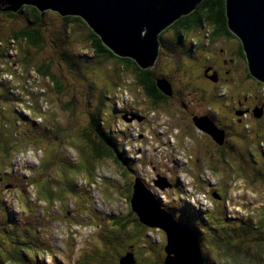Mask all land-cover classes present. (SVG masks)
<instances>
[{
	"label": "rangeland",
	"instance_id": "1",
	"mask_svg": "<svg viewBox=\"0 0 264 264\" xmlns=\"http://www.w3.org/2000/svg\"><path fill=\"white\" fill-rule=\"evenodd\" d=\"M27 14L26 11L19 12L16 18L0 15V38H7L12 31L29 26ZM43 14L45 15L42 17L40 27L45 41L44 46L30 47L21 42L17 45V62L22 69L32 63L50 64L51 71L59 78L62 91L64 88L65 91L59 93L54 90L49 80L38 76L29 66V72H23L27 76L25 88L28 89V96L23 95L25 101L23 105L21 102L13 104L31 121L26 120L24 124L21 122L22 117L13 111V115H9V118L14 120V127L10 129L5 125L1 130L0 137L10 139L12 144H18V147L27 142L25 144L27 148L20 149L15 159H9L11 152L8 153V143L1 141L0 138V168L4 173L10 174L5 176V178L8 176L6 186L3 188L2 184L0 185V227L10 223L7 231L0 233V264H72L80 252L90 246L100 245L105 239V227L101 222L103 216L122 214L126 220L132 218L128 213L127 188L131 179L137 175L138 180L144 182L149 190L158 189L154 180H164L169 185L170 183L178 185L179 189L181 187L185 192H189L190 198L201 206L194 208L193 217H187L183 212H176L174 218L183 225L190 224L191 227L201 229L208 222L206 227L208 238L215 228L220 233L221 229L212 219L211 213L207 214V222L203 220L204 224L199 220V216L201 219L200 214L208 211L213 204V192L208 186L215 189L214 182L219 181L220 177L225 182L230 173L225 170L226 166L222 161L217 159L218 156L212 159L211 155L216 153L207 136L200 134L205 132L195 124L194 119L197 116L192 118L194 132L197 133L192 135L185 131L188 123H191L190 114L201 111L203 100L208 94L203 90L191 89L192 79L189 78L188 73L174 65V62H178L174 58L182 55L174 44L176 39L174 33L167 31L161 39L163 44L173 42L171 46L174 55L172 52L165 53L161 47L153 64L157 76L174 83L173 95L168 103L153 107L143 90L136 84L134 77L129 76L131 73L126 70H124L125 74L122 73L124 71L116 59L96 60L89 41L85 39L90 30L86 24L65 22L54 11H44ZM208 30L203 28L202 32L208 34ZM221 47L218 45V49ZM15 52L14 49L11 51L13 57ZM22 57L29 62H22ZM190 71L194 70L190 69ZM18 72L16 74L20 76ZM4 78H7L12 86V83L19 81L21 77L15 79V76L1 74L0 80ZM118 79L121 80L120 83ZM228 82L232 81L228 80ZM209 90H213V87ZM105 91L112 96L105 102L103 108L104 122L107 123L110 117L108 121L110 126L105 124V128L112 130V123L119 119L113 130L120 137L118 142L121 144V150L115 151L122 153L124 160H130L131 164L128 165L127 162L124 163L125 165L122 164L123 167L128 168L127 173H123L122 168L115 163L111 155L109 159L100 158L102 160L97 167L95 166L96 169L94 167V172L88 164H81L82 167H79L82 170L78 173L66 156L67 154L75 160L76 149L68 144L70 141L65 135L62 137V134L65 127H74L71 130L67 129L66 134L78 129L77 126L83 127L89 116L95 114L93 109L98 97L104 100ZM40 93H42L41 97ZM225 93L223 88L218 89V95L222 96ZM256 94L257 99L262 98L264 101V90L258 88ZM35 96L38 98L37 102L42 103V110L52 116L57 126L63 127L61 133L55 132L56 138L49 131L43 135V140L39 143L34 131L39 128L37 124L40 121L37 119L38 116L36 118L32 116L27 108L34 104L36 98H32ZM72 96L77 101L66 109L65 103L68 99L72 100ZM3 98L2 96L0 103L4 108L7 104L2 102ZM3 108L0 106L1 114ZM37 109L34 104L33 115L39 114L43 117L42 110L39 113ZM262 109L264 110V107H259L261 113ZM133 110L136 112L132 118ZM32 121L37 125L35 128ZM261 134H264V127L261 126L257 129L255 138L253 130L249 132L255 143L261 141ZM58 137L63 138L62 147L57 142ZM48 138H52V143L46 141ZM228 145L232 146L233 152L236 149L235 153L240 158L244 157L235 138H230ZM246 147L248 146L244 145V150ZM62 148L66 154L63 153ZM53 153L63 155L65 159H55ZM245 157L247 160L248 156ZM8 160L9 164L5 163ZM39 160L40 176L34 178L40 183V200L34 193V188L26 187L24 184V178L29 175L27 169L32 165L31 163L38 164ZM226 162L233 164L230 159ZM63 164L66 165L64 169ZM24 166H27L25 171H23ZM205 169L209 170L205 171ZM187 172H190L191 176ZM258 175L264 178L262 166ZM192 177L194 182L191 180ZM229 178L230 186L227 187L224 201V206L228 205L225 209L230 217L233 215L237 217L235 219H243L244 224L250 220L253 226L248 230L242 228L233 232L232 237L226 235L221 247L203 244V241H200V253L204 264H264V182L252 180L249 174L245 175L243 172L231 174ZM190 183L196 186V189L201 188L199 191L203 193H193L194 187ZM166 189H169V186L162 190ZM37 190L38 188L36 192ZM21 192L34 203L29 204ZM154 193L165 205L182 202L179 197L174 198L172 192ZM214 214L217 215L215 212ZM38 217H45L41 221L42 227L36 224V221H40ZM106 222L108 228L113 226L112 220L106 219ZM137 222L127 223L124 227L118 223L113 226L116 229L113 233L117 234V239L108 242L109 258H115L124 253L126 248L132 247L135 263L163 264L164 231L158 226L142 227ZM79 264H83V261Z\"/></svg>",
	"mask_w": 264,
	"mask_h": 264
},
{
	"label": "trees",
	"instance_id": "2",
	"mask_svg": "<svg viewBox=\"0 0 264 264\" xmlns=\"http://www.w3.org/2000/svg\"><path fill=\"white\" fill-rule=\"evenodd\" d=\"M0 7L2 8V10H0V15H2V17L5 16L7 18H16L18 16L19 12H22V11H26L28 13L27 15L29 17L28 18L29 26L22 27L20 29L12 31L7 38H4V39L0 38V75L6 74V75H9L10 77L15 76V79L21 77L19 79V81L18 80L14 81L12 83V86L8 82L7 78L0 80V89H2V91L0 90V92H2L0 94V102H1V97L3 96L4 98L2 99V102L7 104V106L3 108L2 103H0V106L3 108L2 114L0 113V134H1V130L4 128L5 125H7L10 129L14 127V120H11L9 118V115H13V113H12L13 111L22 117L21 122H24V124H26V120H30V119H27V117L24 116L22 113H20V110L18 108H16L13 104L15 102H21L23 105V101H24L23 95L28 96V89L25 88L27 76L24 73H25V71H28L29 66H30V68H32V70H34V72H36V74H38V76H41L42 78L49 80L52 83L54 90L58 91L59 93H60V91L63 93L65 91V88H64V91H62L63 87L61 86V84L59 82V78H57L55 76V74L51 71L50 64H48L46 62L32 63L29 66L25 65L28 67H25V68L23 67V69H22L20 67L19 63L17 62V56H18L17 55L18 54L17 53V48H18L17 45L20 44L21 42H23L24 44H26L27 46H30V47L40 48V47L44 46L45 41H44L43 33L41 32V27H40V24H42L41 23L42 17L45 15V14H43L44 12L41 13V11H39L37 8H35L33 6H28V5H23L17 12H13L11 10V8L8 7V5H1ZM62 19L65 22H67V21L68 22H80V23L85 24L79 17H75V16H65V17H62ZM202 24L211 25L213 32L215 34L218 33L220 35H224V34H227L226 31L231 32V30L228 27V19H227V15H226L225 0H202L196 6V8L193 11H191V13L181 16L180 18L175 20V22H173L163 33H161L160 34V41L162 39V35L165 32L171 31L176 36L174 43H178L181 41V39L184 36L190 34L189 32L195 31ZM88 31H89V33L85 37V39L87 41H89L90 46H91V50L93 52V56L96 58V60H98V59H102V60L116 59L117 62H119V65H120V68L122 69V71L126 70L129 73H131V74H129V76L134 77L136 84L143 90V92L145 93V95L147 97L152 99V101H153L152 106L156 107L157 101L163 100L162 98H164L163 96H165V95L157 87L156 79H158V78H156L154 76L153 69H151V68L150 69H142L135 63L134 60H132L130 58H124V57L116 56L107 47H105L101 38L97 34H95L91 29ZM171 43H173V42H169L167 44H163L161 42V47L165 53L169 54L170 52H172L173 49H172ZM13 49H14V51H16L14 53L15 57H13L11 55V51ZM242 49H243V46L241 47V51H242ZM172 55H174L173 52H172ZM21 60H22V62H29L25 57H22ZM44 63H46V64H44ZM14 72H15V75H14ZM17 72L20 73V76L18 74H16ZM122 73L125 74V71ZM21 74L23 76H21ZM120 82H121V80H119V83ZM261 87H263V85H261ZM120 88H122V87H120ZM42 92L44 93V91H42ZM104 94L105 95L103 96V98L105 101L100 100V97H98L97 104L93 109L95 111V114H91L89 116V119L87 120L86 124L83 127L80 128L79 126H77L78 129L71 132V134H69V133L66 134V131H67V129L68 130L73 129L74 127H72V128L65 127L63 134H62V137L65 135V138H68V140L70 141V143H68V144L70 146H73V148L76 149L75 160H73L69 155L64 153L63 148L61 150L70 159V161H68V162L73 167L76 168V171L78 173L80 172V170H82L81 164H88L91 167L90 168L91 171L94 172L97 165L102 160L100 158L105 157L106 159H109L111 155L113 156L111 158L115 161V163L120 165L123 173H127L128 168L123 167L122 164H124L125 162H127L128 165L131 164L130 160H128V159L124 160V155L122 153H119V151H115V150H121V147H120L121 144L118 142L120 137L118 135H116L114 130H113L115 124H117L116 122L119 119H117L114 124L112 123V125H111V126H113L112 130L109 131L108 129L105 128V124H108V121L110 120V117H109L110 115L108 116L109 120H107V123H105L103 120V116H104V114H103L104 109L103 108H104L105 102L109 101V99H111L112 96L109 95L107 91H105ZM39 95L41 97L42 93H40ZM29 98H30V96H29ZM35 98H36V100H34V104H36V106L38 108L37 112L41 113L42 103L37 102L38 98L36 96L33 97L32 99H35ZM15 100H17V101H15ZM46 101H44V102H46ZM74 101H77V99L74 98L73 96H72V100L68 99L65 103L66 109H68V106H70L72 103H74ZM33 105H31L30 108L29 107H27V108L30 110L31 115L34 116L35 118L38 116L37 119H39V121H40L37 124V125H39V128H37V130L35 129V131H34V132H36V135H37L35 137H37L39 139V140L36 139L38 141V143H39V141L43 140V135L49 131L53 135V137L56 138L57 133H55V132L58 131L61 133L63 127L57 126L58 124H55L53 122L52 116L48 115L47 112H45L43 110H42V114L44 115L43 117L40 116L39 114L33 115V113H32L33 112V110H32ZM31 123L34 126V128L37 126L34 121H32ZM126 127H128V126H126ZM260 137L262 140V144H261V146L259 145V147H260L259 149L263 150V148H264V135L260 136ZM0 138H1V141L5 142L6 144L8 143L7 150H8V153L11 152V154L9 155V159L10 158L15 159L17 157V155H19L20 149H23V147L27 148V145H25L27 142L24 145H21L18 147V144H12L11 140L8 138H5V139H4V137H0ZM62 139H61V137L57 138V142L59 143V145L61 147L63 145L61 143ZM46 141H49V142L51 141V143H52L53 140H52V138H48ZM259 143H261V142L259 141ZM17 148H18V150H17ZM16 152H17V154H16ZM22 155H24V153H22ZM243 155L245 156V153H243ZM53 157L55 159H65V157L63 155L54 154V153H53ZM229 159L232 161L233 160L232 156H230V157L225 156L222 160H229ZM0 160H1V157H0ZM9 162H10L9 160L5 161V163H7V164H9ZM12 163H13V159H12ZM31 164L32 165L29 166V168L27 169L29 171V175H27L26 177L24 176L25 177L24 178V184L26 187L32 186L34 188V190H33L34 193L37 194V196L40 200L41 199L40 193H39V191L41 190L40 189L41 187L39 185L40 183H38V181L34 178L35 176H38V175L40 176V174H38L39 168L41 167L40 160H39L38 164H36V163H31ZM27 166L26 167L24 166L23 171L26 170ZM79 166H81V167H79ZM94 167H95V169H94ZM62 168L63 169L66 168V165L63 164ZM206 170H209V169H205V171ZM211 170L215 171V169H211ZM6 174L7 173H4L3 170L0 168V185L2 184L3 188H4V186H6L5 185L6 179L8 178V176L5 178ZM11 174H12V172H11ZM7 175H10V174H7ZM137 177H138V175H137ZM137 177L135 176L130 181V186L128 188L129 192L127 195L128 201H129L131 194H132V190H133L132 187L134 184V179ZM13 183H14V176H13ZM222 183L224 185L223 186L224 187L223 188V192H224L223 193V200H220V196H219V199H215L214 201L212 200L213 204L210 205V209L207 212V214L211 213V216L213 217L212 219L218 225L219 229H221V232L218 233V230L215 228L212 230V235L210 236V238H208L207 230H206L207 223H208L207 222V214L203 215V218L201 217L202 221L204 220L207 222L205 227L203 229H201L200 227H197L198 228L197 232L201 236V238H200V236H198V234H197L199 239H201L200 241H203V244L216 245L217 247H221V244H223V238L226 237V235H229L230 237H232L231 234L233 232H237V231L241 230L242 228L245 230H248L251 228V226H253V223H251L250 220L245 222V224H244L243 219H235L237 217H230L229 216V214L227 213V211L225 209L226 205L224 206V200H225L224 197L226 195V190H227L228 185L226 184V182H224L223 179H222ZM34 184H35V186H34ZM143 184L145 185L144 182H143ZM201 184H203V182H201ZM11 185H13V184H10V186ZM206 186H208V185H206ZM193 187L195 190L194 193H198L200 188L196 189V186H194V185H193ZM36 188H38L37 192H36ZM23 189H24V186H23ZM173 189H176L175 191H176V193H178V194H176L177 196H179L181 194V191L179 190L178 185L174 184L172 187V190ZM218 193H219V191H218ZM21 194H23V196L25 197V200L29 204L34 203V201L29 199L27 197V195H25L23 192H21ZM30 200L32 202H30ZM218 200H220V201H218ZM21 202H22V197H21ZM24 204H27V203H24ZM170 207H171V205L167 204V205H165L164 209L170 210ZM193 207L194 206L189 205L188 203L179 202L176 205L172 206L171 210L174 212H180V213L183 212L184 214L187 215V217H193V215L190 214L193 211V209H192ZM130 209H129L128 213L130 215H132L131 219H127V220L124 219L122 214L112 215L110 217H107L108 214L103 216L101 218L102 219L101 222H102V225L105 227V231H104V232H106L105 239H103L101 241L100 245L90 246L91 249L87 248V249H84L82 252H80L78 257L75 259V261L72 262V264H79L81 261H83V264H120V259L123 258L124 256H126L127 254H131L132 259H133V264H137L134 261L135 259L133 257V253H132L133 248L132 247L126 248L124 253H122L121 255H118L115 258H109V253H108V242L114 240V238L117 239V234L113 233V231L116 230L115 228H113V226L116 225V223H118L120 226L124 227L127 223H132V222L134 223V221L135 222L138 221L137 224L142 226V224L139 222L138 215ZM214 212L217 213V215L214 214ZM7 214H8V211H7ZM197 214H200V213H197ZM38 218L40 219V221L37 222L36 218H35L36 224L38 226L42 227L43 225L41 224V221L45 217H38ZM106 219L112 220L113 226H109V228H108L106 225V223H107ZM199 220H200V216H199ZM203 224H204V222H203ZM102 225L100 227H102ZM9 226H10V223L8 225L1 226L0 227V233L3 234L4 232H6L7 227H9ZM221 252H224V251H221ZM215 261H216V259H215Z\"/></svg>",
	"mask_w": 264,
	"mask_h": 264
},
{
	"label": "water",
	"instance_id": "3",
	"mask_svg": "<svg viewBox=\"0 0 264 264\" xmlns=\"http://www.w3.org/2000/svg\"><path fill=\"white\" fill-rule=\"evenodd\" d=\"M201 1L0 0V6L8 5L17 12L23 5H28L41 13L54 11L61 17H79L116 56L130 58L140 68L150 69L160 49L159 35L175 20L191 13ZM225 4L228 27L243 45L248 72L264 84V0H225ZM156 84L166 96L172 94L171 85L165 78L156 79ZM255 115L261 116L259 108ZM124 120L128 121L127 118ZM194 122L215 142L223 143V131L207 117L195 118ZM154 183L160 189L168 187L164 180H154ZM132 189L129 204L139 222L149 227L158 226L165 232L164 264H204L196 234L165 211L138 178L134 179ZM212 195L219 199L215 192ZM120 264H133L132 255L121 258Z\"/></svg>",
	"mask_w": 264,
	"mask_h": 264
},
{
	"label": "flooded vegetation",
	"instance_id": "4",
	"mask_svg": "<svg viewBox=\"0 0 264 264\" xmlns=\"http://www.w3.org/2000/svg\"><path fill=\"white\" fill-rule=\"evenodd\" d=\"M203 28L209 29L208 34L202 32ZM226 32L228 35L215 34L211 25L202 24L195 31H191L189 32L190 34L184 36L180 42L174 43L182 54L174 58L178 61L174 62V65L181 67L182 70L188 73L189 78L192 79L190 83L191 89L195 88L196 90H203L208 94L203 100L204 103L200 109L201 111L196 114H190L191 123H188L185 131L192 135L196 134L197 132H194L195 126L192 119L194 118L193 116H197L196 118L207 117L218 129L222 130L224 134V141L220 145L215 142L209 134L207 135V132L203 131L206 134L200 133L207 136L208 142L216 153L215 155H211L212 159L214 156H218L219 158L217 159L222 161L223 165L226 166L225 170H228L230 174L243 172L245 175L249 174L252 180H262L264 182V178L258 175L259 168L262 166L264 169V151L259 149L262 140L260 141L261 143H259V140L255 143V141L251 139L252 135H249V132L253 130L255 138L257 129H259L260 126L261 128L264 127V110L262 109L260 117H256L255 115L257 108L264 107L263 99H257L256 94V89L260 88L264 90V84L257 82L255 78L250 76L244 55L245 53L243 52L244 49L241 51V47L243 46L241 41L235 34L230 31ZM160 42L159 35V43ZM218 45H221L222 47L218 49ZM154 67L155 66H152L151 68L153 69L154 76L156 78H162L154 73ZM190 69H193L194 71H190ZM229 75L231 78H229ZM228 80H231L232 82L229 83ZM169 83L172 89L171 96H166L164 94L165 96H163V100H158L156 105L166 104L168 103L169 98L172 97L174 83L172 81H169ZM261 85H263V87H261ZM211 87H213V90L210 91L209 88ZM219 88H223L226 93L222 96L218 95ZM147 99L150 101V105H153L152 99L149 97H147ZM135 112L136 111L134 110L132 114L129 112L132 118L135 116ZM263 135L264 134H261L260 136ZM230 138H235L237 140L240 150L248 156L247 160L245 156L240 158L239 155L235 153L236 149L233 152L232 146L228 145V140ZM244 145L248 146L245 148L246 150H244ZM205 155L208 154L205 153ZM225 156H232L233 164L230 165L226 160H222ZM247 163L250 164L247 165ZM229 177L225 179L228 186H230ZM168 186L169 189H166L165 191L154 190V188H151L150 190L157 199L158 195L154 192L159 191L162 194L165 192L170 193L173 185L170 183ZM223 186L222 181H219L218 196H220V200H223ZM127 192H129L128 188ZM172 206L174 205H171L169 211L174 218L176 212L171 210ZM200 221L202 220L200 219ZM142 226L144 225L142 224ZM187 227L197 236V227H191L190 224ZM198 236L200 235L198 234ZM200 240L201 239L198 240L199 243Z\"/></svg>",
	"mask_w": 264,
	"mask_h": 264
},
{
	"label": "clouds",
	"instance_id": "5",
	"mask_svg": "<svg viewBox=\"0 0 264 264\" xmlns=\"http://www.w3.org/2000/svg\"><path fill=\"white\" fill-rule=\"evenodd\" d=\"M171 96V95H170ZM187 174L188 175H190L191 176V174H190V172H187ZM193 177H195V176H193ZM193 177H192V182H194L193 181ZM219 181H222V178L220 177V180ZM219 181H217V182H214V184H215V189H212L213 187H211V186H208V187H210V190H212V192H215L217 195H218V182ZM143 183V182H142ZM190 184H192V183H190ZM169 185V184H168ZM193 185V184H192ZM191 185V186H192ZM145 187L147 188V186L145 185ZM148 189V188H147ZM201 189V188H200ZM157 190H159V191H165V190H162V189H160V188H158ZM180 191H181V194L179 195V196H177L176 195V193H174L175 191H171L172 193H173V196H174V198H176V197H179V199L182 201V203H188L189 205H192V206H194L192 209L194 210V208H197V206L198 205H200L199 203H192L191 201H190V199L188 198V193L187 192H185L181 187H180V189H179ZM151 191V190H150ZM194 188H193V193H194ZM198 193H203V191H198ZM167 194H169V193H167ZM185 196H184V195ZM196 194V193H195ZM154 195V194H153ZM205 196H206V194H205ZM155 197V196H154ZM225 197H226V195H225ZM224 197V198H225ZM156 199V198H155ZM130 200V199H129ZM157 200V202H158V204L164 209V207H165V204H163V203H161L158 199H156ZM206 200H207V197H206ZM215 200V199H214ZM213 200V201H214ZM225 201V200H224ZM128 204H129V201H128ZM130 205V204H129ZM227 205L228 204H226V207H227ZM201 206V205H200ZM165 211H169V210H166V209H164ZM207 212L208 211H205V212H203V213H201L200 215H201V217L203 218V215H206L207 214ZM168 213H170V211L168 212ZM197 213H199V212H197ZM231 217H234L233 215L231 216ZM176 220V219H175ZM177 221V220H176ZM178 222V221H177ZM178 223H180V222H178ZM181 224V223H180ZM187 227V226H186ZM164 237H165V243H164V245H163V252H164V246H165V244H166V236H165V232H164ZM199 240V239H198ZM200 244V243H199ZM199 248H200V246H199ZM164 257H165V252H164V256H163V258H162V260H163V264H164ZM202 257V256H201ZM202 259H203V257H202ZM203 262H204V260H203Z\"/></svg>",
	"mask_w": 264,
	"mask_h": 264
},
{
	"label": "built area",
	"instance_id": "6",
	"mask_svg": "<svg viewBox=\"0 0 264 264\" xmlns=\"http://www.w3.org/2000/svg\"><path fill=\"white\" fill-rule=\"evenodd\" d=\"M188 194H189V192H188ZM188 198L191 200V202L192 203H195L191 198H190V196L188 195Z\"/></svg>",
	"mask_w": 264,
	"mask_h": 264
}]
</instances>
